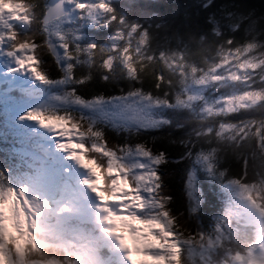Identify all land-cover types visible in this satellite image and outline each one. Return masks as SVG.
Here are the masks:
<instances>
[{
  "label": "snow or ice",
  "instance_id": "snow-or-ice-1",
  "mask_svg": "<svg viewBox=\"0 0 264 264\" xmlns=\"http://www.w3.org/2000/svg\"><path fill=\"white\" fill-rule=\"evenodd\" d=\"M57 5L54 11L30 0H5L0 6V54L14 62V70H35L37 79H45L40 52L48 49L64 57L69 79L78 81L72 88L74 108L29 109L10 129L12 144L0 164V264H20L29 251L37 250V220L54 211L40 190L75 182L65 160L83 170L82 183L96 195L104 214L107 227L102 232L124 250L127 264H185L186 254L198 257L194 264H212L208 250L213 247L224 248L228 264H264V200L253 195L248 181L249 160L255 166L264 157V117L234 119L247 113L242 109L264 104V87L253 88L247 76L227 72L228 61L221 55L211 75H193L179 86L227 79L244 84V91L222 94L214 102L178 94L164 67L182 61L184 53L153 48L154 37L136 22L142 16L170 14L179 24L202 31L209 16L219 18V0L210 7L185 0H57ZM98 14L102 20L96 25L111 29V34L87 27ZM34 24L43 31L39 39L27 34ZM68 31L85 36L69 38ZM169 31L172 37L196 36L166 25L165 36ZM256 46L245 43L222 51L236 54L242 48L246 54ZM237 67L256 72L264 60L249 59ZM81 68L85 71L78 77ZM93 81L98 88L92 87ZM189 102L199 104L201 115L209 117L207 124L189 126ZM249 127L256 128V140L243 150ZM233 128L239 137L235 150L221 151L215 141L204 140ZM109 132L119 139L112 140ZM237 196L246 204H237ZM189 224L195 231H189ZM106 237L80 248L76 264H95L96 248L111 247ZM57 240L63 248L72 246L62 236ZM228 241L251 243L245 254L232 255L233 249L225 246ZM48 264H69V258Z\"/></svg>",
  "mask_w": 264,
  "mask_h": 264
},
{
  "label": "trees",
  "instance_id": "trees-1",
  "mask_svg": "<svg viewBox=\"0 0 264 264\" xmlns=\"http://www.w3.org/2000/svg\"><path fill=\"white\" fill-rule=\"evenodd\" d=\"M42 1V8L47 6V2L45 3L44 0H30V3L39 6V2ZM155 2L168 4L170 0H155ZM186 3H203L205 7H210L215 0H185ZM220 4V12L219 18L216 16H209L207 20L208 27L202 31H198L195 26H188L185 27L183 24H179L175 21L170 14L162 15L160 17H152V16H142L136 20V22L140 25H143L144 28L148 30V32L154 37L152 40L153 48L159 50H163L165 53L177 52V53H184L183 60H177L174 65L171 67L165 66L164 70L168 75V78L171 79L174 85H177L173 91L178 92V89L181 87L180 78L183 76L185 77L184 73L187 69H193L197 72V74H202L204 72H208L213 67L221 55L226 56L228 53L229 55H233L231 52L224 53L222 49H235L237 46L244 45L245 43H254L257 46L254 48L253 53L257 54L260 60H264V0H219ZM163 11V9H162ZM38 12V7H37ZM158 25H160L158 27ZM170 25L173 28L178 27L181 33H192L195 32L196 36H188V35H181L180 37H172L171 32L167 33L165 36V26ZM37 33L41 32L40 26L37 24L36 27ZM93 31H108L111 34V29H108L105 26L99 27L97 26ZM43 32V31H42ZM79 32H72L68 31L66 34L69 38L79 37ZM33 36V35H30ZM163 38V39H162ZM105 39H108L106 37ZM227 40H232V43L225 44L224 42ZM221 48V50H218ZM243 49L241 48L240 51ZM239 51V52H240ZM237 52V54L239 53ZM236 54V55H237ZM238 57V56H237ZM63 60L62 67L58 68V65L53 61L52 56H50L47 52H45V56H42V61L46 62L49 66L45 68L47 70V74L49 79L54 82H64L67 85L62 86L63 89L72 90V88L78 83V81H73L69 79L71 73L68 72L67 69H64V64L66 63L64 57L61 56ZM241 58V57H240ZM256 70L253 72V75H250V70L245 69L241 71V69H237V75L241 72L243 76H247L249 78L248 83L253 87H264V71ZM232 68H229L230 71ZM84 69H78L76 75L79 77L84 74ZM46 73V72H45ZM183 75V76H182ZM70 83V84H68ZM212 86V84H209ZM207 85V86H209ZM232 85L233 87H230ZM43 86V87H42ZM40 91L38 92L37 89H31L30 95H37L45 97L49 91V87H45L42 85ZM241 83L232 82L228 86L224 84L215 83L214 87H211V91L213 93L210 95L212 98L216 96H221L222 94L226 95L229 91H236L237 89L245 90ZM93 88H98L99 86L96 85L95 81H93ZM206 87V86H205ZM3 84L0 85V164H2L4 156L6 152L9 150L12 144V138L9 135L10 129L17 125L19 122L17 121L16 117H11L10 120H7V116L4 117L6 114L3 112L1 107L2 100L5 98V94L2 92ZM81 89L76 88V91L79 92ZM171 92V89H169ZM237 92V91H236ZM209 94V89L207 90L206 95ZM209 97V95H208ZM5 111V110H4ZM61 111L59 109H52L47 112H55ZM189 113V121L190 127L198 128L202 125H205L209 122V117L206 116L204 119L199 117V107L194 104H189V108L187 109ZM23 113V110L21 111ZM198 112V113H197ZM241 112L247 113H240L234 119L243 118L246 115H255L257 118L264 117V104L254 105L248 109H242ZM79 115V113H77ZM247 118V117H246ZM112 140L119 139L114 132L107 133ZM123 137V133L120 134V138ZM238 134L232 135L229 138L224 137H205V142H208L209 139L215 141L217 146L223 151L224 149H228L230 151L236 149V140L238 139ZM248 143L243 146V150H248L252 144L255 143L256 136L249 135L247 136ZM261 161H264V157H261ZM258 161L255 166H253V162L250 159L248 163V181L253 188H255V195L257 198L264 200V164ZM236 168L238 169L239 166L237 165ZM67 182L61 183L53 187L55 195L50 198L52 195L49 194L52 190L51 187L42 188L41 191V198L47 197L49 202L52 203L54 211L52 213H47L45 215V220L52 225V227L59 226L61 228L66 226V223L63 221L68 222V230L65 233V237L63 239L65 241H70L72 243L71 247L64 248V257L65 256H72L78 252V245L79 240L81 239V232H91L97 237H100L99 232L96 228L91 225V227H84L81 226L79 220H73L75 216L72 213H65V212H56L55 210L62 207V201L65 200V192L68 191ZM48 188V192L46 193V189ZM61 191V194H60ZM246 203V201H245ZM66 217V220H62V217ZM50 219V220H48ZM70 219V220H68ZM45 220H37V226L45 225ZM51 229H39L36 235L39 233L40 237L46 238L49 240L58 241L56 238H51L47 235V232H50ZM189 231H195V225L189 224L186 225ZM39 243V240H37ZM244 248L242 247H235L232 248L234 254H245L247 244L251 243V241L243 242ZM229 245H233L231 242ZM103 249H107L108 255L111 250V247H104ZM245 251H243V250ZM209 251V250H208ZM211 254V260L215 261V264H228V257L224 248H220L216 250L215 247L209 251ZM107 255V256H108ZM193 259V261H192ZM190 258L188 254L185 257V264H194L196 261V257Z\"/></svg>",
  "mask_w": 264,
  "mask_h": 264
},
{
  "label": "rangeland",
  "instance_id": "rangeland-1",
  "mask_svg": "<svg viewBox=\"0 0 264 264\" xmlns=\"http://www.w3.org/2000/svg\"><path fill=\"white\" fill-rule=\"evenodd\" d=\"M5 3V0H0V6H2ZM39 4H41L42 7V1L39 2ZM102 20V14H98L94 17L91 18V22L89 24H87V27H89L92 31L97 27L96 25V21ZM103 25L99 26L102 27ZM37 24H34L32 26V28L28 29L27 34L28 35H33L34 37H36L37 39L40 38V36L43 34L42 30L40 33H37L36 30ZM51 32V28H49V33ZM85 36V33L81 31V34L79 33V38L83 39ZM93 42H95L93 40ZM45 52H47L50 56H52L53 61L58 65L59 67H62V61L63 58H61L62 55L57 54L55 51H49L48 49H42L40 52V56H41V61H42V56H45ZM237 54V53H236ZM233 54V55H229L228 53L225 56V59L228 61V63L226 64V69L229 70V68H232V70L227 71V72H234L237 74V69H240L239 67H237V65H240L241 63L248 61L249 59H254V61H260L259 57L257 54L253 53L252 51L247 52L246 54L243 53V50L240 51L237 55ZM238 56V57H237ZM241 57V58H240ZM41 70L43 75L45 76V79L41 80H36L33 77L32 73H29L27 71H16L15 69V64L14 62L7 58L6 56L0 54V84L3 82V90L2 92L5 94L4 96V100H2L1 103V107L3 109V112L6 114L4 117H8L7 120L12 121L10 118L11 117H17L18 115H20V112L23 110V112L29 110L30 109H34L37 111H42V112H47L49 110L52 109H59V110H71L72 108L75 107L73 101H74V97L72 96V90L69 89H61L62 86L67 85L64 82H54L52 80L49 79V76L47 74V70L45 71V68L49 67L46 62L41 63L40 65ZM13 69L12 71H9V69ZM212 68V66H211ZM64 69H66L64 67ZM247 69V68H246ZM258 70V69H257ZM260 70L264 71V67H262ZM33 72L35 73V70H33ZM46 72V73H45ZM211 75V72H204L202 74H197L196 71H194L193 69H187L186 72L184 73L185 77L183 76L182 78H180V81H190L191 78L193 77V75L195 76H201V75ZM250 75H253L254 73L252 71H250L249 73ZM238 76H242L243 77V73H239ZM262 77H264V74H262ZM249 80V79H248ZM5 81V82H4ZM41 82L43 83V85H45V87H49V92L46 94L45 97H47V99H42L39 97V95H37V93H35L36 95H30L31 89L33 88L34 90L38 88H41ZM233 81L230 80H223L220 81L218 84H224L226 86H228L230 83H232ZM70 84V83H68ZM215 84V83H214ZM214 84H212V86H198L196 85L194 82L189 83L188 86L186 88H180L178 89V94H188V95H199L200 97H202L203 99L206 100H211L212 102L215 101V98H218L220 96H216L214 98H212V96H210L213 91H211V87H214ZM249 84V83H248ZM244 85V84H242ZM52 86L56 87L55 92H53V90L51 89ZM230 87H233L232 85H230ZM245 87V85L243 86ZM209 89V97L208 95H206L207 90ZM64 90V91H63ZM237 91V92H236ZM236 91H229L226 95H232V96H236L239 95L242 91L244 90H240L237 89ZM61 92V93H60ZM38 100V103H33V101ZM189 104H194L197 105L199 107V117H201V119H204L206 117L201 115V108L199 106L198 103H194V102H189ZM254 106V105H252ZM250 106V107H252ZM249 107V108H250ZM5 110V111H4ZM92 122H95L94 120ZM245 131L247 132V136L249 135H253L256 136V128L255 127H249L247 129H245ZM261 131H264V129H262ZM238 134V129L237 128H233L231 130L228 131H224L221 135V137L224 138H229L232 135H236ZM65 162H67L65 160ZM74 168V170L76 171L77 177H76V181L74 182V184L78 187V192H82L83 194H85V198L83 200H81V194H77L75 193H66L65 192V197L67 194V201L68 198H70V200L72 201L73 198H78L81 200V204L79 205L78 208H76V205L72 203L68 205L69 208H73L74 211H79L81 208H83L80 212H82V214L80 215L79 219L82 218H88V220H90L94 226L96 225L97 227L100 228V230L102 231V229L104 227H107L106 224L103 223L102 217H103V212H101L99 209L96 207V202L99 203L98 198L96 197V195L94 193L91 192L90 189H88V187L86 185H84L82 183V180L85 178V174L83 172V170L79 169V167L75 164V162L73 161H68ZM92 167H94V165H90ZM98 174H99V170ZM102 182L101 184L105 183V180L103 177H101ZM52 190L49 194H51L52 196L54 195V190L53 187H51ZM69 190H72V187H68ZM48 192V188L46 189V193ZM74 192V191H73ZM253 192L256 193L255 188H253ZM61 194V191H60ZM52 196L50 198H52ZM237 204H246L245 201L241 200L239 198V196H237V200H236ZM62 206H66L65 200L62 201ZM72 211V212H74ZM60 213V212H59ZM76 213V212H75ZM79 215H76V217ZM45 217V216H44ZM81 223V221H80ZM41 229L47 230L51 228V225H49V223L45 220V225L42 226H37ZM100 232V231H99ZM85 234H88L87 232H85ZM100 236H105V233L100 232L99 233ZM47 235L50 236L51 238H56L58 236H60V231H55L54 229H52L51 232H47ZM85 238H87L88 240L89 237L88 236H84ZM47 238V237H46ZM108 239L111 240L112 246V252L111 253V257L109 258V260L106 259H102V264H114V259L112 257L115 256L117 258V260L119 261V264H127V260H126V254L124 252V250L122 248L119 247V245L115 242L114 238H110L107 237ZM231 241L226 242V247H231V248H235V247H242L244 248V243L243 242H236L233 243L231 242L233 245H229ZM220 248L223 247H215L216 250H219ZM80 249V248H79ZM212 249V248H211ZM211 249H209V251H211ZM78 253V252H77ZM73 254L72 256H65L69 258V264H76V260L73 259ZM194 257H196L195 255H191L189 256L191 259ZM95 263L96 264H101L100 261H98L99 257H95ZM198 259V257H196V260ZM84 260H81V264H83ZM193 261V259H192ZM212 264H215V261H212Z\"/></svg>",
  "mask_w": 264,
  "mask_h": 264
},
{
  "label": "clouds",
  "instance_id": "clouds-1",
  "mask_svg": "<svg viewBox=\"0 0 264 264\" xmlns=\"http://www.w3.org/2000/svg\"><path fill=\"white\" fill-rule=\"evenodd\" d=\"M85 227H91L86 225ZM37 240H39L37 250L35 252L29 251L20 264H48L49 260L60 259L64 257V248L59 246V242L55 240H49L47 238L40 237L37 234ZM98 256L104 258L108 255L107 249H99ZM79 253L73 256V259H77Z\"/></svg>",
  "mask_w": 264,
  "mask_h": 264
},
{
  "label": "water",
  "instance_id": "water-1",
  "mask_svg": "<svg viewBox=\"0 0 264 264\" xmlns=\"http://www.w3.org/2000/svg\"><path fill=\"white\" fill-rule=\"evenodd\" d=\"M57 0H49L48 1V10L49 11H54L57 7Z\"/></svg>",
  "mask_w": 264,
  "mask_h": 264
},
{
  "label": "bare ground",
  "instance_id": "bare-ground-1",
  "mask_svg": "<svg viewBox=\"0 0 264 264\" xmlns=\"http://www.w3.org/2000/svg\"><path fill=\"white\" fill-rule=\"evenodd\" d=\"M105 237H106V234H105Z\"/></svg>",
  "mask_w": 264,
  "mask_h": 264
}]
</instances>
